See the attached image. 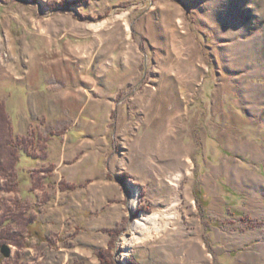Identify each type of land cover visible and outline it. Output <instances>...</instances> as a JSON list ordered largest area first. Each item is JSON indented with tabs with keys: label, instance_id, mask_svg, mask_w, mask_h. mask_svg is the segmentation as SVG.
<instances>
[{
	"label": "rangeland",
	"instance_id": "374dc122",
	"mask_svg": "<svg viewBox=\"0 0 264 264\" xmlns=\"http://www.w3.org/2000/svg\"><path fill=\"white\" fill-rule=\"evenodd\" d=\"M0 102L1 264H264V0H0Z\"/></svg>",
	"mask_w": 264,
	"mask_h": 264
},
{
	"label": "trees",
	"instance_id": "16d2710c",
	"mask_svg": "<svg viewBox=\"0 0 264 264\" xmlns=\"http://www.w3.org/2000/svg\"><path fill=\"white\" fill-rule=\"evenodd\" d=\"M6 109L2 102H0V175L8 177L6 180H10L13 176V167L15 166L16 162L19 159V151L22 149V146L28 141L26 137H20L16 143L12 141V133L11 129H9V118L6 116ZM12 185L9 184L7 186L8 190H11ZM5 218L0 216V225L5 222ZM3 230L0 232V249L1 245L5 243H13L15 244L20 238L14 234L12 237H16L17 240H12L9 238L5 233H2ZM11 239V240H10ZM19 242V241H18ZM3 255L0 250V264L2 263Z\"/></svg>",
	"mask_w": 264,
	"mask_h": 264
},
{
	"label": "bare ground",
	"instance_id": "6f19581e",
	"mask_svg": "<svg viewBox=\"0 0 264 264\" xmlns=\"http://www.w3.org/2000/svg\"><path fill=\"white\" fill-rule=\"evenodd\" d=\"M138 187L132 186V198H131V204L130 207L131 209L135 206L136 204V197L138 194ZM162 215L160 213L154 212V213H150V214H142L135 218L132 222V224H130V228L132 230V234L130 235H123V237H121V241L119 244L120 250L121 252H119V256L122 262L125 261V259H127V251L130 249V247L132 246L133 242L137 241L140 237H146L150 234L151 229L152 228H148V223L152 222L154 225H157L159 218ZM138 230V231H137ZM127 250V251H126Z\"/></svg>",
	"mask_w": 264,
	"mask_h": 264
},
{
	"label": "water",
	"instance_id": "95a60500",
	"mask_svg": "<svg viewBox=\"0 0 264 264\" xmlns=\"http://www.w3.org/2000/svg\"><path fill=\"white\" fill-rule=\"evenodd\" d=\"M0 250L5 257L10 255L9 246H7V244H2Z\"/></svg>",
	"mask_w": 264,
	"mask_h": 264
}]
</instances>
